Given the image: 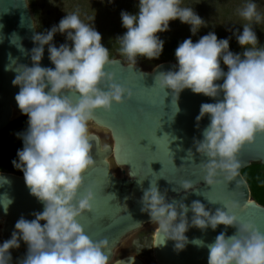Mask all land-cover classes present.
<instances>
[{
    "label": "clouds",
    "instance_id": "obj_1",
    "mask_svg": "<svg viewBox=\"0 0 264 264\" xmlns=\"http://www.w3.org/2000/svg\"><path fill=\"white\" fill-rule=\"evenodd\" d=\"M180 4L181 0H138L135 13L121 10L120 22L126 31L115 37L119 54L132 66L138 56L158 58L164 41L157 33L168 30L170 20L188 24L195 35L205 21L192 7ZM237 15L249 23L241 25L238 33L235 28L225 30L231 31L241 52L230 51V37L217 39L213 31L195 42L185 38L174 49V70L158 71L153 78L161 90L171 91L174 104L185 88L213 98L214 102L199 105L195 126L199 127L206 114L208 123L201 129V138L192 140L196 153L207 158L200 165L207 185L214 184L217 175L226 181L236 177L240 166L237 152L256 134L264 133V46H257L252 28L253 22H261V15L254 0H245ZM55 33L64 35L63 43L52 42ZM30 39L34 45L28 50L31 66L17 65L11 81L19 88L14 95L16 105L27 116L26 129L17 133L22 147L11 163L22 172L29 194L42 204V211L31 213V220L21 215L15 221L10 238L0 243V264H9L8 249L19 247L20 241L26 244V252L18 264H109L103 251L107 241L92 240L76 219L90 210L92 192L86 189L79 198L76 193L83 183L82 173L94 165L88 128L93 110L108 111L113 103L129 99L132 91L115 82L113 73L106 70L113 63L108 48L78 10L67 12L58 23L34 32ZM44 45L54 67L39 63ZM16 47L24 51L17 43ZM187 154H193L191 148ZM0 182L6 181L0 178ZM193 187L191 181L180 182L185 193L189 189L195 192ZM182 201H166L165 192L151 183L142 191L139 210L147 213L149 222L163 235L160 244L171 239L174 249L181 250L189 242L184 235L189 227L215 230L217 225L235 226L232 235L221 231L204 245L207 264H264V232L251 221L238 220L232 212L237 202L211 210L198 200L187 205ZM0 203L6 211L11 200L4 197ZM191 243L199 246L203 242L194 238ZM132 260L129 256L127 262L116 259L112 264H132Z\"/></svg>",
    "mask_w": 264,
    "mask_h": 264
},
{
    "label": "water",
    "instance_id": "obj_2",
    "mask_svg": "<svg viewBox=\"0 0 264 264\" xmlns=\"http://www.w3.org/2000/svg\"><path fill=\"white\" fill-rule=\"evenodd\" d=\"M34 32L37 31L26 0H0V130L21 114L14 100L19 88L11 81L17 65L31 66L28 50L34 46L30 39ZM47 56V45H44L39 63L54 67ZM109 59L113 63L106 65V70L113 73L115 82L131 89L132 96L122 103H113L108 111L93 110L89 121L94 128L89 130L94 165L82 173L83 183L76 193L79 198L86 189L92 192L90 210L76 219L92 240L107 241V249L103 251L109 256V264L116 259L127 262L129 256H133L132 264H207L208 250L204 245L211 243L221 231L225 236L235 232V226L217 225L215 230L189 227L184 233L189 242L183 249L175 250L171 239L160 244L163 235L152 223L144 227L150 223L149 217L139 210L142 191L149 183L165 192L168 202L183 198L182 202L187 205L198 200L206 209L223 210L225 204L235 201L238 206L232 212L238 220L251 221L264 232V206L251 198L240 173L252 162L264 165V133L256 134L252 142H246L237 152L240 166L236 177L226 181L223 175H217L215 183L207 185L200 167L207 158L196 153L192 140L201 138V129L208 123L206 114L199 121V127L195 126L199 105L214 102L213 98L185 88L174 104L171 91L165 89L166 95L153 78L158 71L173 67L175 61H146L132 66L120 58ZM190 148L192 155L187 154ZM0 178L6 181L0 182V200L4 197L11 200L6 211L0 203L2 243L10 238L14 223L21 215L27 220L33 219L30 214L42 211V204L29 194L23 175L0 171ZM183 180L191 181L195 192L189 189L185 193L180 189ZM186 215L190 217L191 213ZM133 231L137 232L126 249L118 253L121 240ZM194 238L203 243L199 246L191 243ZM25 252L23 241L19 247L9 248V264H18Z\"/></svg>",
    "mask_w": 264,
    "mask_h": 264
},
{
    "label": "rangeland",
    "instance_id": "obj_3",
    "mask_svg": "<svg viewBox=\"0 0 264 264\" xmlns=\"http://www.w3.org/2000/svg\"><path fill=\"white\" fill-rule=\"evenodd\" d=\"M30 9L34 26L39 32L47 30L52 25L66 15L67 12L78 10L80 18L87 23H91L95 30L101 36V43L109 49H112L111 58H120L124 62H128L118 52V43L115 37L121 35L126 29L121 26L119 13L124 10L129 13L137 11L136 4L138 0H26ZM245 0H181V7H192L193 11L200 16L205 25L201 26L195 35L189 32V25L181 23L178 19L170 20L168 23V30L159 32L157 35L164 41L163 45L167 44L172 38L180 39L181 42L185 38H191L195 42L200 36L209 31H213L217 39L229 38V50L233 53L241 52L242 48L239 46L235 38L231 35V31L225 29L235 28L237 33L241 30V25L249 23L237 15V9L244 4ZM257 6V12L261 15L260 23H252L253 31L256 34L258 47H261L264 41V0H254ZM32 4V5H30ZM88 17H93V20H88ZM55 45L64 42V35L55 33L53 41ZM70 43V42H69ZM168 58L161 59H146L142 56L136 58V63L143 65L146 61H165ZM221 67H225L221 64ZM88 128L93 129L94 125L88 121ZM151 223H146L144 226H149ZM132 236L128 234L121 240L117 252H123L129 238Z\"/></svg>",
    "mask_w": 264,
    "mask_h": 264
},
{
    "label": "trees",
    "instance_id": "obj_4",
    "mask_svg": "<svg viewBox=\"0 0 264 264\" xmlns=\"http://www.w3.org/2000/svg\"><path fill=\"white\" fill-rule=\"evenodd\" d=\"M179 42H181L180 39H170L167 44L163 45L161 54L156 59L168 58L170 61H175L174 49ZM262 46H264V41L261 44ZM112 51L108 48L109 58L112 57ZM223 68L226 70L225 67ZM26 121V114H20L0 130V171L23 175L20 170L13 167L11 161L16 158L17 149L22 147V140L17 133H22L26 129ZM240 173L248 185L251 198L264 206V165L252 162L242 168Z\"/></svg>",
    "mask_w": 264,
    "mask_h": 264
},
{
    "label": "flooded vegetation",
    "instance_id": "obj_5",
    "mask_svg": "<svg viewBox=\"0 0 264 264\" xmlns=\"http://www.w3.org/2000/svg\"><path fill=\"white\" fill-rule=\"evenodd\" d=\"M144 227H145V226H144ZM136 232H137V231H133V232L129 233V234L132 235V236H130V238H129V242H130L131 238L136 234ZM127 235H128V234H127ZM127 235H126V236H127ZM129 242H128V243H129Z\"/></svg>",
    "mask_w": 264,
    "mask_h": 264
}]
</instances>
